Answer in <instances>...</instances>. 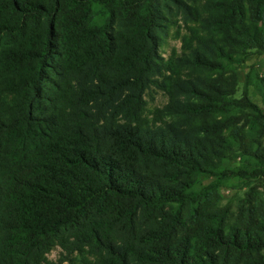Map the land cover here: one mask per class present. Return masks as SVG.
<instances>
[{
	"label": "trees",
	"instance_id": "1",
	"mask_svg": "<svg viewBox=\"0 0 264 264\" xmlns=\"http://www.w3.org/2000/svg\"><path fill=\"white\" fill-rule=\"evenodd\" d=\"M252 48L264 0H0V264H264Z\"/></svg>",
	"mask_w": 264,
	"mask_h": 264
},
{
	"label": "rangeland",
	"instance_id": "2",
	"mask_svg": "<svg viewBox=\"0 0 264 264\" xmlns=\"http://www.w3.org/2000/svg\"><path fill=\"white\" fill-rule=\"evenodd\" d=\"M173 47L178 49L179 41L173 38L171 35H169L162 42L159 50L164 57H167L171 51V48ZM247 72H251L252 74L256 73L259 75H264V51H258L255 48L250 49L244 64L238 70L239 93L244 89H246L249 97L253 100V102L257 103L260 106H263L260 97L253 93L252 86L246 85L245 76ZM165 101H166L165 96L160 92H158L157 94L154 95L153 100H149L148 106L149 107L160 106ZM236 162L237 159H234L232 161V164H236ZM231 184H232L231 188L227 186L223 189V192L226 196H230L235 192L238 194H241L243 192V189L239 187L235 179L231 181ZM262 196L264 197V191L262 193ZM47 259L49 264H79L77 260L63 259L61 257V249L59 247L52 248L47 253Z\"/></svg>",
	"mask_w": 264,
	"mask_h": 264
}]
</instances>
